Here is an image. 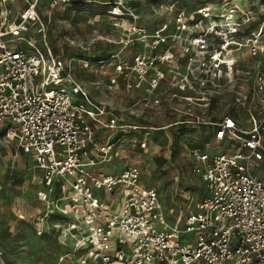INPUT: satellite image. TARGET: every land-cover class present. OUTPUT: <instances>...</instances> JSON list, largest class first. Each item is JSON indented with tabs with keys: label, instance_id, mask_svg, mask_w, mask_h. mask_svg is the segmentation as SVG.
<instances>
[{
	"label": "built area",
	"instance_id": "built-area-1",
	"mask_svg": "<svg viewBox=\"0 0 264 264\" xmlns=\"http://www.w3.org/2000/svg\"><path fill=\"white\" fill-rule=\"evenodd\" d=\"M42 1L48 0H23L17 17L0 25V130L33 159L44 217L65 219L81 264H264V176L255 172L256 164L264 168V104L246 113L250 125L232 112L212 121L217 142L191 151V170L201 177L204 194L171 224L139 162H126L115 173L101 166L115 156L126 158L118 150L130 142L147 151L153 131L92 98L71 61L49 44ZM106 4L107 13L127 20L122 49L134 34L148 33L129 0ZM162 6L174 12V22L168 30L166 24L155 29L153 49L169 46L138 53L133 64L124 54L113 56L126 89L144 82L155 89L168 80L172 88L200 92L184 98L203 100L206 91L242 75L264 102V70L243 62L244 55L264 54V0L243 6L221 0L190 9L168 0ZM118 74L110 77V87L119 83ZM132 131L141 137L127 138ZM183 232L194 235L185 241Z\"/></svg>",
	"mask_w": 264,
	"mask_h": 264
},
{
	"label": "rangeland",
	"instance_id": "rangeland-1",
	"mask_svg": "<svg viewBox=\"0 0 264 264\" xmlns=\"http://www.w3.org/2000/svg\"><path fill=\"white\" fill-rule=\"evenodd\" d=\"M129 1L130 7L140 13L148 33L134 34L125 49L121 48L120 38L127 34L124 33L127 20L120 21L107 13L110 4H106V0L42 1L39 12L48 24L49 44L71 61L78 80L92 98L123 114L129 122L151 127L152 139L147 151L130 142L118 150L126 158L115 156L116 159L107 160L101 166L106 172L115 173L123 169L126 162H139L144 182L158 189L170 212V223L174 224L179 217L184 218L204 194L201 177L191 170V151L208 142L210 146L217 142L213 138L212 121L232 112L243 124L250 125L246 113L254 108L257 112L264 102L257 100L260 96L254 97L253 85L242 80V75L235 83L206 91L203 100L184 98V95L194 97L200 92L172 88L168 80L155 89H151L148 82L139 89H126L123 75L115 71L118 57H113L114 54L126 55L128 63L133 64L138 53L163 51L169 43L153 49L156 38L153 32L163 24L168 30L174 22V12L162 6L168 0ZM208 2L217 4L221 0H179V5L190 9ZM245 2L239 0L242 6ZM24 5L23 0H0V25L15 19ZM81 60H88L90 64L84 66ZM243 62L264 70V54L252 58L244 55ZM115 74L119 75V83L110 87V77ZM127 135V138L141 137V133L133 131ZM215 150L212 147L209 151ZM34 165L33 159L13 142H7L0 130V250L4 262L81 264L79 250H75L76 239L64 229L65 219L58 214L44 217L42 211L46 205L38 196L43 185ZM255 172L263 177V166L256 164ZM193 235L194 232H183L182 238L186 241Z\"/></svg>",
	"mask_w": 264,
	"mask_h": 264
},
{
	"label": "crops",
	"instance_id": "crops-1",
	"mask_svg": "<svg viewBox=\"0 0 264 264\" xmlns=\"http://www.w3.org/2000/svg\"><path fill=\"white\" fill-rule=\"evenodd\" d=\"M42 189V188H41Z\"/></svg>",
	"mask_w": 264,
	"mask_h": 264
}]
</instances>
